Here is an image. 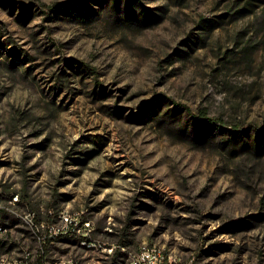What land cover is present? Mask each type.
<instances>
[{
	"label": "rangeland",
	"instance_id": "1",
	"mask_svg": "<svg viewBox=\"0 0 264 264\" xmlns=\"http://www.w3.org/2000/svg\"><path fill=\"white\" fill-rule=\"evenodd\" d=\"M67 1L0 0V264H264V0Z\"/></svg>",
	"mask_w": 264,
	"mask_h": 264
},
{
	"label": "trees",
	"instance_id": "2",
	"mask_svg": "<svg viewBox=\"0 0 264 264\" xmlns=\"http://www.w3.org/2000/svg\"><path fill=\"white\" fill-rule=\"evenodd\" d=\"M73 1V0H68L65 3L62 4H52L48 7L49 9V14H57L60 10L62 9H67L66 5L68 2ZM176 108L181 111V112H187L189 115H191V117L193 118V120L196 122V124L201 125V126H205V125H209V124H214V125H218V124H222V121L218 122V118H213L210 117L208 115V111L201 109L199 110L197 113H194L192 110H190L189 108L185 107V106H181L179 104L176 105Z\"/></svg>",
	"mask_w": 264,
	"mask_h": 264
},
{
	"label": "built area",
	"instance_id": "3",
	"mask_svg": "<svg viewBox=\"0 0 264 264\" xmlns=\"http://www.w3.org/2000/svg\"><path fill=\"white\" fill-rule=\"evenodd\" d=\"M65 221L68 222V224H72V228L75 229L77 225L74 224L75 220H70L69 217H65ZM74 224V225H73ZM89 225L87 224V227ZM163 260V257L159 252L149 251V245H146V251H141L139 258L134 262V264H161Z\"/></svg>",
	"mask_w": 264,
	"mask_h": 264
},
{
	"label": "bare ground",
	"instance_id": "4",
	"mask_svg": "<svg viewBox=\"0 0 264 264\" xmlns=\"http://www.w3.org/2000/svg\"><path fill=\"white\" fill-rule=\"evenodd\" d=\"M141 251H146V245H144L142 248H141ZM149 251H154V252H159L161 254V256L164 258V255H163V251L161 248L157 247V246H152V245H149Z\"/></svg>",
	"mask_w": 264,
	"mask_h": 264
}]
</instances>
